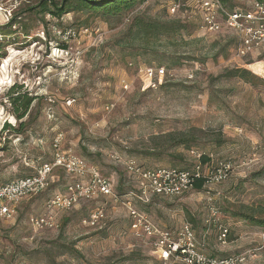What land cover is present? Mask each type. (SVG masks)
<instances>
[{"label": "rangeland", "instance_id": "1", "mask_svg": "<svg viewBox=\"0 0 264 264\" xmlns=\"http://www.w3.org/2000/svg\"><path fill=\"white\" fill-rule=\"evenodd\" d=\"M254 1L232 3L245 11ZM38 2L0 0V185L51 160L60 134L63 152L97 167L123 199L136 188L126 161L184 168L196 162L192 150L212 151L234 161L227 181L182 197L155 196L137 207L163 229L191 222L206 254L246 253L245 264H264V228L238 214L264 208V44L239 56L238 35L227 27L209 31L199 0H140L110 16L71 12L60 21L29 12ZM15 14L20 23L9 29ZM137 17L180 19L185 29L176 36L179 47L155 53L122 44ZM167 56L177 65L169 67ZM159 64L165 77L147 79L148 67ZM242 67L259 80L227 77ZM17 81L43 95L22 119L5 96ZM5 123L17 130H3ZM183 137L191 146L172 145ZM79 178L60 172L56 185L21 203L16 219H0L3 264H181L162 261L148 238L130 228L129 212L113 197L59 211L53 227L34 230L30 217L42 214L47 199ZM212 195L220 211L216 221L209 209ZM101 207L105 217L96 226L84 224ZM219 223L230 229L227 244L218 241Z\"/></svg>", "mask_w": 264, "mask_h": 264}, {"label": "built area", "instance_id": "2", "mask_svg": "<svg viewBox=\"0 0 264 264\" xmlns=\"http://www.w3.org/2000/svg\"><path fill=\"white\" fill-rule=\"evenodd\" d=\"M203 12V22L209 31H221L223 27L232 29L238 35L237 54L246 56L264 44V2L254 1L252 7L245 10H230L221 0H199ZM173 11L176 10L174 7ZM164 67H148L146 78L165 77ZM63 136L58 135L53 144L55 152L49 162L39 165L33 176L4 183L0 186V219L11 220L18 217L21 203L38 193L44 192L50 184V177L56 169H63L66 174L79 176V180L67 185L64 192L53 194L44 203V212L31 216L29 224L34 230L54 226L57 212L70 210L83 201L96 197H113L121 201L129 212L130 228L148 238L152 248L165 263L170 261L181 264H245L246 253L215 257L199 248L196 232L189 222L180 228L163 229L156 225L145 212L138 209V204H150L153 197H182L193 190L196 182L203 178L204 188L225 182L230 178L234 161L220 157L215 152L192 150L195 163L191 168L158 167L147 168L135 160L126 161V171L136 180V188L125 194V199L118 196L115 183L101 174L97 167L87 164L80 157L66 154L61 148ZM206 156L209 162L204 163ZM120 157L115 158L118 161ZM211 217L216 221L219 209L214 206L213 195L208 197ZM104 207L90 212L84 224L96 226L104 217ZM230 229L219 223L218 241L227 244ZM0 264H3L0 260ZM168 264V263H167ZM174 264V263H173Z\"/></svg>", "mask_w": 264, "mask_h": 264}, {"label": "trees", "instance_id": "3", "mask_svg": "<svg viewBox=\"0 0 264 264\" xmlns=\"http://www.w3.org/2000/svg\"><path fill=\"white\" fill-rule=\"evenodd\" d=\"M38 1L39 2L37 3V5L28 8L29 12L32 11L37 14H41V16L50 15L54 19L60 21L64 18V15L71 12L93 13V14L100 13L103 15L110 16L113 15L114 13H119L122 10H129L140 0H62V1L38 0ZM221 1L224 4V6L226 8H229L230 10H240L237 6H235V4L232 3L233 0H221ZM255 1L259 3L264 2V0H255ZM17 15L18 14H15V16L12 17L10 22L7 24V27L9 29H11L16 24L20 23L18 21ZM131 29L132 30L130 35L123 39L122 44L124 43L129 47L139 45L143 47L144 50L153 51L155 53L164 50L163 52L165 53L169 51L168 49L172 46H174L175 48L179 47L178 43L176 42L177 41L176 36L180 34V32L183 29H185V24H183V22L180 19L178 20L146 19L145 20L143 18L137 17ZM190 43L191 42H186L184 45L186 44L189 45ZM184 45H180V46L184 47ZM1 47L2 45L0 42V57L3 55L1 51ZM61 47L65 49L67 48V44L65 43ZM167 59H170L168 62L169 67L175 66L178 63V60L175 59L173 56H167ZM161 65L163 64H159L158 66L161 67ZM252 71H255L254 73L259 74L258 68L254 66ZM254 73L251 72V70L248 69L247 67H242V68L231 69L227 73V77L237 76L244 79L246 82L248 81L251 83H255L256 80H259V77L256 76L257 74ZM24 86L25 85L23 83H19L17 81L14 82L10 87L5 89V96L9 101L11 110L13 111L14 115L20 119L29 117L28 115L31 113L35 99L43 98V95H38V94L33 95L29 93V91ZM3 130H11L10 132H15L17 129L14 127L12 123L11 124L5 123ZM187 142L188 139L183 137L180 138L179 141L174 142L172 145L179 146L184 144V145H188V147L191 146L187 144ZM202 160L204 163L210 161L209 158L206 156H204ZM49 161L41 160L40 164ZM171 167L180 168L179 166L176 165ZM191 167H193V164H189L184 168H191ZM184 168H180V169H184ZM36 172H37V168L35 170L34 169L31 170V168L26 167L25 169H23V173L20 175V178L33 176L36 174ZM54 172L55 174L52 182H51L52 177H50L49 179L50 181L49 187L51 185L52 187L53 185H56L57 181L59 180V178L57 180V177L60 172L65 176L67 175L63 169H56ZM204 185H205V180L201 178L196 182L191 192H201L205 190ZM238 214L239 216L247 220L250 224L252 223L254 225H258L264 228V208L255 209L251 212L239 211ZM189 223L191 224V226H193L191 222Z\"/></svg>", "mask_w": 264, "mask_h": 264}]
</instances>
